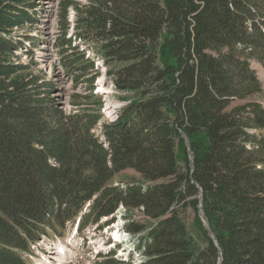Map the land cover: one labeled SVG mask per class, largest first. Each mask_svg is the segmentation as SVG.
Masks as SVG:
<instances>
[{
  "label": "trees",
  "instance_id": "obj_1",
  "mask_svg": "<svg viewBox=\"0 0 264 264\" xmlns=\"http://www.w3.org/2000/svg\"><path fill=\"white\" fill-rule=\"evenodd\" d=\"M36 1L0 0V264H28L67 226H108L121 206L155 221L141 264H264V106L240 104L260 88L264 0H58L54 46L85 83L69 113L15 55L38 47L14 31L37 25ZM95 59L121 64L108 75L134 95L112 120ZM201 132L207 146L187 152ZM127 169L146 184H111Z\"/></svg>",
  "mask_w": 264,
  "mask_h": 264
},
{
  "label": "rangeland",
  "instance_id": "obj_2",
  "mask_svg": "<svg viewBox=\"0 0 264 264\" xmlns=\"http://www.w3.org/2000/svg\"><path fill=\"white\" fill-rule=\"evenodd\" d=\"M37 9L39 11V22L37 25L27 29L14 30L15 33H28V35L39 40L38 47L33 56H26L23 50L15 52L20 63H29L32 61L35 63L34 73L43 74L45 79L50 80L55 85V95L62 105L65 112L78 111L81 106H77V103H81L77 95H84L83 84H75L74 79L71 78L69 73L65 70L63 62L58 50L55 48V38L58 35V0H37ZM72 13H69L68 19L71 21ZM70 32V30H69ZM27 45V44H26ZM90 52V54H88ZM92 51H85L86 56L94 55ZM121 66V64L105 65L102 59H95V89L102 97L104 102L103 112L104 119L110 120V115L106 112L107 108H111L115 114L121 107L128 104L134 97L133 93L127 90H118L114 86L111 77L108 75V71L114 70ZM250 67L255 72V75L260 83L259 91L240 101L243 104L248 101H255L264 106V67L255 61H250ZM234 103L233 105H235ZM196 141L206 147L208 144L207 138L204 133H197L193 137H185V148L189 152V141ZM129 184L138 183L146 184V182L133 170L127 169L119 172L111 181V184ZM187 224L190 225L192 215L190 212L186 214ZM109 225L100 223L99 226L93 225L90 228H86L78 236L72 235L71 227L67 226L64 232V236L61 238L53 237L50 241H43L38 246L32 249V255L26 257L28 264H59L55 263L56 249L62 248L64 250L73 251L72 259H63V263L60 264H105V260H97L91 255V246L98 241H102L105 244H110L111 229L114 226H120L125 233L129 231L125 230L127 225L131 222L143 225L144 228L140 232L131 233L133 237L138 241L144 237L147 230L155 223L151 218L146 217L140 210L136 209H121L120 214L113 218ZM123 233V234H125ZM123 243V242H122ZM92 244V245H91ZM123 248V247H122ZM58 258V256H57ZM143 261V258H141Z\"/></svg>",
  "mask_w": 264,
  "mask_h": 264
},
{
  "label": "built area",
  "instance_id": "obj_3",
  "mask_svg": "<svg viewBox=\"0 0 264 264\" xmlns=\"http://www.w3.org/2000/svg\"><path fill=\"white\" fill-rule=\"evenodd\" d=\"M123 209L120 207L119 210H117L114 215L117 216L120 214V210ZM129 239L126 241L127 246L126 249L122 253V260H130L132 264H141V254L139 250H136V245L139 242L138 239L133 237L131 234L127 233ZM98 243H101V241H98Z\"/></svg>",
  "mask_w": 264,
  "mask_h": 264
},
{
  "label": "bare ground",
  "instance_id": "obj_4",
  "mask_svg": "<svg viewBox=\"0 0 264 264\" xmlns=\"http://www.w3.org/2000/svg\"><path fill=\"white\" fill-rule=\"evenodd\" d=\"M111 109V108H110ZM109 108H107L106 112L110 115L111 113V110ZM125 231H123L120 226H116L115 228V231L113 232V237H115V239H117L118 241L120 242H124L126 243V241L129 239L128 235L125 233ZM70 250V249H69ZM58 251H59V255H58V258L57 256H55L54 260H55V263H63V258H64V255H66V252L68 253V255H71L72 254V251H68V250H65L62 249V248H58ZM66 258V257H65ZM44 264V263H43Z\"/></svg>",
  "mask_w": 264,
  "mask_h": 264
}]
</instances>
